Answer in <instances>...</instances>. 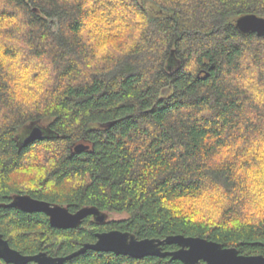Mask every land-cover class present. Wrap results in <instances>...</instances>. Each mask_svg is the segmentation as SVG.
I'll list each match as a JSON object with an SVG mask.
<instances>
[{
    "label": "trees",
    "instance_id": "trees-1",
    "mask_svg": "<svg viewBox=\"0 0 264 264\" xmlns=\"http://www.w3.org/2000/svg\"><path fill=\"white\" fill-rule=\"evenodd\" d=\"M250 13L264 16V0H0L9 245L65 256L118 229L264 255V35L235 26ZM42 121L46 136L22 145ZM81 142L89 148L74 152ZM17 194L95 206L107 219L56 228L42 212L7 207ZM62 264L182 263L87 250Z\"/></svg>",
    "mask_w": 264,
    "mask_h": 264
},
{
    "label": "water",
    "instance_id": "water-1",
    "mask_svg": "<svg viewBox=\"0 0 264 264\" xmlns=\"http://www.w3.org/2000/svg\"><path fill=\"white\" fill-rule=\"evenodd\" d=\"M236 28L241 33L255 32L264 35V16L244 14L235 21ZM46 136L45 128L29 124L21 139L22 145L40 140ZM89 144L76 143L74 152H82ZM7 207L18 208L25 212H42L47 215L50 224L56 228L67 229L78 226L83 219L92 216L96 222H103L107 214L95 206H83L76 211H70L66 206L50 203L43 199L34 198L29 194L14 195L5 204ZM94 242H85L77 250L65 256H53L45 251L35 254H23L12 248L0 233V259L11 264H62L74 256L87 250L112 252L116 255H127L132 258L144 256H169L182 264H264V255H243L235 247H224L220 243L199 236L182 234L167 235L164 238H137L135 234L118 229L99 231L95 233ZM164 245H176L174 250H163Z\"/></svg>",
    "mask_w": 264,
    "mask_h": 264
},
{
    "label": "rangeland",
    "instance_id": "rangeland-1",
    "mask_svg": "<svg viewBox=\"0 0 264 264\" xmlns=\"http://www.w3.org/2000/svg\"><path fill=\"white\" fill-rule=\"evenodd\" d=\"M31 63H33L34 64V66H41L42 65V62H33V61H31V62H29V64H31ZM18 70V69H17ZM260 93H262V91L260 90V92H257L256 94L257 95H260ZM38 125H40V126H42V127H46L47 126V121H42L41 123H39ZM47 131L45 130V133H46ZM22 139H23V137H22ZM259 143L261 144V143H264V138H261V140L259 141ZM259 153V158L261 159H264V157H263V154H262V152L260 153V152H258ZM259 165H261V163L259 164ZM258 165V169H259V166ZM17 180H22V179H25V180H27V178L28 177H25L24 175H17ZM250 207H253V205L251 206L250 205ZM249 211H253V208H249ZM108 217H111V218H122V217H124V214H117V213H110V214H108Z\"/></svg>",
    "mask_w": 264,
    "mask_h": 264
},
{
    "label": "flooded vegetation",
    "instance_id": "flooded-vegetation-1",
    "mask_svg": "<svg viewBox=\"0 0 264 264\" xmlns=\"http://www.w3.org/2000/svg\"><path fill=\"white\" fill-rule=\"evenodd\" d=\"M177 248V246L175 245V247H173V248H171V249H164V246H163V250H174V249H176Z\"/></svg>",
    "mask_w": 264,
    "mask_h": 264
}]
</instances>
